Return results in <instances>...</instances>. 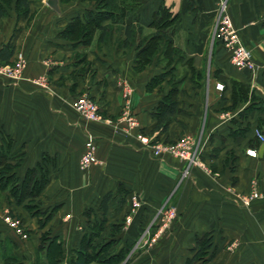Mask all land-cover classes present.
I'll return each instance as SVG.
<instances>
[{"label":"crops","instance_id":"obj_1","mask_svg":"<svg viewBox=\"0 0 264 264\" xmlns=\"http://www.w3.org/2000/svg\"><path fill=\"white\" fill-rule=\"evenodd\" d=\"M221 1L240 42L252 51L254 70L236 69L214 30ZM138 2L124 23L106 18L101 22L104 33L95 28L88 41L60 32L76 16L83 22V11L94 7L92 0H57L58 11L46 0H28L26 13L10 8L0 17V47L12 46L0 64H12L17 53L25 60L20 79L0 76V130L12 139L11 151H22L18 177L38 163L46 171V181L32 201L38 215L1 193L7 208L20 206L24 247H18L13 230L0 224V231L21 250L14 253L24 264L41 259L36 248L42 232L57 236L68 256L99 221L94 243L113 240L114 251L128 249L119 264H184L195 250V238L206 232L212 240L203 264H264V140H256L253 133L255 128L262 132L259 119L264 126V0ZM160 4L176 16L172 39L182 54L172 71L180 77L178 111L163 132L151 130L155 120L150 114L168 86L164 79L146 88L162 71V62L152 59L136 71V29L123 44L128 22L142 26L140 35L153 31L148 24ZM232 81L247 87L243 99L233 98ZM124 86L130 89L125 97ZM79 95L96 102L100 120H83L72 109L71 101ZM126 116L135 119L130 131ZM136 132L150 142L188 137L196 144V162L187 165L174 156H153ZM86 134L94 137L96 163L81 169ZM253 186L263 195L244 204L241 197ZM133 196L138 207L125 224ZM169 206L174 215L165 220L157 212ZM50 210L43 221L42 213ZM115 224L120 225L117 232ZM140 242L149 249L131 252ZM158 244L163 249L154 247ZM146 251L149 256L143 258Z\"/></svg>","mask_w":264,"mask_h":264},{"label":"trees","instance_id":"obj_2","mask_svg":"<svg viewBox=\"0 0 264 264\" xmlns=\"http://www.w3.org/2000/svg\"><path fill=\"white\" fill-rule=\"evenodd\" d=\"M92 1L94 2L93 9L83 11V22L77 16L72 18L60 32L61 35L70 38L81 37L82 41H88L93 29H98L101 34L104 33L106 26L101 25L104 19L110 18L111 22L119 21L124 23L131 9L139 5L138 0ZM10 8L16 14L26 13L28 0H0V17L7 15ZM175 19L176 16L172 15L164 5L160 4L151 13V20L148 26L152 27L153 31L148 35H140L142 26L139 24L134 27L128 22L123 26L124 45L132 38L134 29L139 34L135 44L134 69L136 71L142 70L152 59L162 62V71L153 76L149 80L148 85H146V88L150 89L153 85L165 79L168 86L167 90L157 101L154 111L150 114L155 120L151 130L158 132H163L166 129L172 115L178 111L176 94L180 77L174 75L172 71L175 70L174 62L182 58V54L173 45L172 34L175 31ZM11 53L12 46L10 44L2 45L0 47V62H6ZM231 84L233 98L235 99L236 95L239 100L243 99L247 94V87L235 81H232ZM250 98H255V96L250 94ZM248 108L249 105L243 110L247 111ZM262 124L263 120L259 119L258 127L264 133ZM11 145L12 139L8 134L0 130V194L5 192L6 197H9L16 205H20L32 215H38L41 212L38 210L36 203L32 201L46 181V171L38 163L32 168L26 169L22 176L18 177L15 169L20 165L21 161L9 159L12 152ZM106 198L107 194L101 199L100 206L102 208ZM42 214L43 221H46L50 217L51 210ZM40 224H43V222H40ZM101 224L102 221H99L96 227L94 226L91 232L92 235H83L79 247L72 250L68 256L64 255L61 242L57 236H50L47 231L42 232L36 248V254L38 252L41 253V259L35 258V264H119L128 249L119 248L114 251L113 240L94 243L101 229ZM119 228L120 225L115 224L113 232H117ZM211 240L210 232L195 238V250L192 256L185 260L184 264H203L211 247ZM13 248L12 239L8 237L0 238V264H23L19 256L12 251Z\"/></svg>","mask_w":264,"mask_h":264},{"label":"built area","instance_id":"obj_3","mask_svg":"<svg viewBox=\"0 0 264 264\" xmlns=\"http://www.w3.org/2000/svg\"><path fill=\"white\" fill-rule=\"evenodd\" d=\"M218 16L214 24V30L220 35L225 48L229 52V59L231 64L236 69L254 70L255 63L250 48L244 46L235 30L233 29L230 20L225 12L224 2H220L218 7ZM25 66V60L21 53H17L15 60L12 64H0V76L9 77L13 80L20 79L22 77V71ZM221 88V85L218 84ZM130 93V89L124 86L123 96H127ZM72 109L78 114L79 117L85 120L98 121L101 119L98 113V105L95 101L91 100L86 95H79L71 102ZM125 121L127 124V131L132 130L135 126V119L131 116H126ZM256 140L263 141L264 134L257 128L253 130ZM134 136L143 144L149 145L151 154L156 157L162 155H170L187 161V165L196 162L197 148L196 144L188 137H183L176 142H150L149 138L145 134L136 132ZM95 143L94 137L91 134H86L84 140V150L79 156V167L81 169H87L92 164L96 163L95 157ZM248 153H252L248 151ZM186 173V171H184ZM263 195V192L259 191L255 186L251 187L247 194L241 197L244 204H248L251 200L257 199ZM138 207V200L135 196L132 197L130 208L127 214L124 216L125 224H128L130 217ZM162 218L167 220L171 219L174 215V208L169 206L167 208L161 207L158 211Z\"/></svg>","mask_w":264,"mask_h":264},{"label":"rangeland","instance_id":"obj_4","mask_svg":"<svg viewBox=\"0 0 264 264\" xmlns=\"http://www.w3.org/2000/svg\"><path fill=\"white\" fill-rule=\"evenodd\" d=\"M222 2H224V1H222ZM219 7V6H218ZM219 11V10H218ZM217 11V12H218ZM225 12H226V9H225ZM227 14V13H226ZM227 16H228V14H227ZM228 19L230 20V18H229V16H228ZM230 23H231V21H230ZM245 46V45H244ZM23 55V54H22ZM23 58H24V56H23ZM37 83H41V80L40 81H38ZM72 102V101H71ZM83 120H85V119H83ZM86 121H92V120H86ZM85 140V139H84ZM176 142V141H175ZM83 146H84V143H83ZM84 150V149H83ZM23 155H22V151L20 150V149H18V150H12V152H11V154H10V156H9V159L10 160H20L21 162H20V165L17 167L18 168V170H22V166H23V164H24V160H22V159H20L21 157H22ZM17 168L15 169V170H17ZM19 171V172H20ZM4 199V196H3V194H0V224L1 225H3L6 229H7V231H10V230H13L14 232H15V234H13V236H14V238L16 239V243H18V247H24V225L23 226H21V224H22V221H21V219H20V212H19V208H20V206L19 207H14V205H12L13 207H10V208H7L6 206L8 205L6 202H5V200H3ZM3 201V202H2ZM2 202V203H1ZM157 214H158V212H157ZM159 215V214H158ZM6 231V232H7ZM4 231L2 230V231H0V236H3L4 237V233H3ZM13 232V233H14ZM147 232H148V230H143L142 231V235H144V236H147ZM23 237V238H22ZM163 244V243H162ZM162 244H158V245H156V246H154V247H156L157 249H159V248H161V249H163V246H162ZM149 247L150 246H148V244L147 243H145V244H143L142 242H140V244L139 243H136V244H134V245H132V251L131 252H136V251H142V250H145V249H149ZM153 247V248H154ZM13 252H20L21 250L19 249V248H17V246H16V244H14V248H13V250H12ZM147 252V254L146 255H144L143 256V258H145V257H148L149 255H148V251H146ZM23 255H24V252H23ZM134 256H136V255H133V257ZM23 259V258H22ZM139 261V260H138ZM129 262V260L127 261V263ZM136 262V261H135ZM134 262H131V264H133ZM161 263H164V262H162L161 261ZM24 264V263H23ZM137 264H145V262H141V261H139V262H137Z\"/></svg>","mask_w":264,"mask_h":264},{"label":"water","instance_id":"obj_5","mask_svg":"<svg viewBox=\"0 0 264 264\" xmlns=\"http://www.w3.org/2000/svg\"><path fill=\"white\" fill-rule=\"evenodd\" d=\"M46 3L54 11H58L57 0H46Z\"/></svg>","mask_w":264,"mask_h":264}]
</instances>
